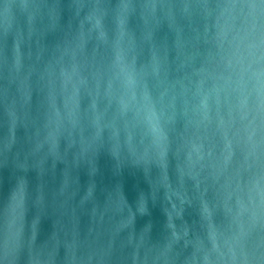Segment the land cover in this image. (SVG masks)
I'll use <instances>...</instances> for the list:
<instances>
[{
    "label": "water",
    "instance_id": "obj_1",
    "mask_svg": "<svg viewBox=\"0 0 264 264\" xmlns=\"http://www.w3.org/2000/svg\"><path fill=\"white\" fill-rule=\"evenodd\" d=\"M0 264H264L261 0H0Z\"/></svg>",
    "mask_w": 264,
    "mask_h": 264
},
{
    "label": "snow or ice",
    "instance_id": "obj_2",
    "mask_svg": "<svg viewBox=\"0 0 264 264\" xmlns=\"http://www.w3.org/2000/svg\"><path fill=\"white\" fill-rule=\"evenodd\" d=\"M261 3L264 4V0H261Z\"/></svg>",
    "mask_w": 264,
    "mask_h": 264
}]
</instances>
